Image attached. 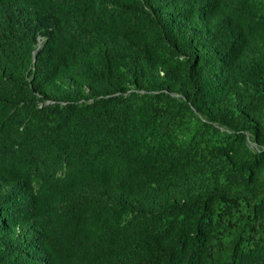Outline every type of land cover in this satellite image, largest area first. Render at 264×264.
<instances>
[{
    "label": "trees",
    "instance_id": "1",
    "mask_svg": "<svg viewBox=\"0 0 264 264\" xmlns=\"http://www.w3.org/2000/svg\"><path fill=\"white\" fill-rule=\"evenodd\" d=\"M185 1L55 0L29 72L0 0V264H264V0Z\"/></svg>",
    "mask_w": 264,
    "mask_h": 264
},
{
    "label": "clouds",
    "instance_id": "2",
    "mask_svg": "<svg viewBox=\"0 0 264 264\" xmlns=\"http://www.w3.org/2000/svg\"><path fill=\"white\" fill-rule=\"evenodd\" d=\"M186 4L185 0H180ZM67 15L58 9L55 0H33L30 12L20 15L18 28L30 39L28 71L32 72L36 56L49 40H58L66 34ZM47 102V101H46Z\"/></svg>",
    "mask_w": 264,
    "mask_h": 264
}]
</instances>
